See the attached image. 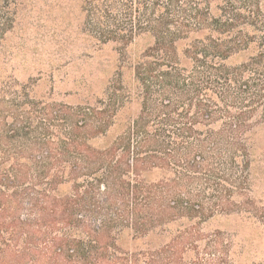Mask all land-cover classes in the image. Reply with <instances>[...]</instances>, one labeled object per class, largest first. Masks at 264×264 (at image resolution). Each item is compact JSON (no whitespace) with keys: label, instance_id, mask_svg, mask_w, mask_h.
<instances>
[{"label":"trees","instance_id":"trees-1","mask_svg":"<svg viewBox=\"0 0 264 264\" xmlns=\"http://www.w3.org/2000/svg\"><path fill=\"white\" fill-rule=\"evenodd\" d=\"M73 1L119 72L92 105L0 82V264H240L241 241L204 225L235 216L264 233L249 196L264 0Z\"/></svg>","mask_w":264,"mask_h":264},{"label":"rangeland","instance_id":"rangeland-1","mask_svg":"<svg viewBox=\"0 0 264 264\" xmlns=\"http://www.w3.org/2000/svg\"><path fill=\"white\" fill-rule=\"evenodd\" d=\"M0 82L16 80L30 85L36 97L67 105L94 104L104 98L107 83L117 77L119 56L113 44L100 45L82 33L73 0H0ZM144 41L128 49L139 53ZM249 53L238 55L239 62ZM122 80L135 91L132 68L125 66ZM136 100L122 113L134 118ZM257 149L249 168V196L264 203V126L254 136ZM235 201H240L238 196ZM206 230L235 235L244 250L240 264H260L264 260V233L253 230L235 216L218 215L208 221Z\"/></svg>","mask_w":264,"mask_h":264}]
</instances>
